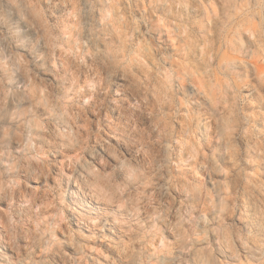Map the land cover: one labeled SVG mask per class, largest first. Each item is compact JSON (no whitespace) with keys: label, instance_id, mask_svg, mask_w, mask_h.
I'll return each mask as SVG.
<instances>
[{"label":"clouds","instance_id":"obj_1","mask_svg":"<svg viewBox=\"0 0 264 264\" xmlns=\"http://www.w3.org/2000/svg\"><path fill=\"white\" fill-rule=\"evenodd\" d=\"M0 264H264V0H0Z\"/></svg>","mask_w":264,"mask_h":264}]
</instances>
